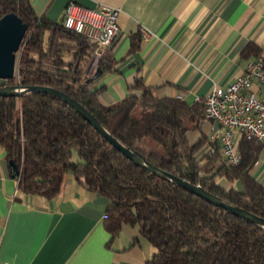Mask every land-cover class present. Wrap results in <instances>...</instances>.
<instances>
[{
  "label": "trees",
  "instance_id": "1",
  "mask_svg": "<svg viewBox=\"0 0 264 264\" xmlns=\"http://www.w3.org/2000/svg\"><path fill=\"white\" fill-rule=\"evenodd\" d=\"M11 11L27 29L18 50L16 75L0 78V85L59 89L153 164L264 217V185L251 174L262 143L241 136L239 162L227 163L217 141L203 135L191 142L187 138L204 117L202 102L156 97L140 79L131 87L141 89V94L130 93L114 104H104L101 88L89 87L92 78L86 67L93 45L87 38L39 17L29 0H0V16ZM48 27L53 35L46 48L42 32ZM69 41L75 42L77 50L66 70L61 52ZM113 42L96 60L101 72L115 64ZM137 47L132 35L129 51ZM146 140L159 148L148 147ZM206 143L210 148L201 151ZM0 147L18 170L14 173L10 166L23 194L53 198L71 173L86 189L108 198L106 229L113 236L123 225H135L155 248L145 264H264L262 228L134 164L54 95H0Z\"/></svg>",
  "mask_w": 264,
  "mask_h": 264
},
{
  "label": "crops",
  "instance_id": "2",
  "mask_svg": "<svg viewBox=\"0 0 264 264\" xmlns=\"http://www.w3.org/2000/svg\"><path fill=\"white\" fill-rule=\"evenodd\" d=\"M29 1L39 17L61 25L70 0ZM73 1L119 9L115 64L105 72L96 65L93 73H99L89 85L101 88L99 97L107 105L141 94L131 87L136 79L156 97L202 102L212 87L230 83L264 50V0ZM141 27L153 34L143 36ZM52 35L51 27L42 32L46 48ZM132 35L138 47L130 52ZM69 43L61 52L66 70L77 50L74 41ZM250 91L264 96V84L254 81ZM218 130V123L203 117L187 138L191 142L203 135L219 145ZM209 148L206 143L201 151ZM251 174L264 185V143ZM107 204L108 198L86 189L71 173L53 198L23 194L0 147V264H145L154 246L135 225H123L112 236L104 220Z\"/></svg>",
  "mask_w": 264,
  "mask_h": 264
},
{
  "label": "built area",
  "instance_id": "3",
  "mask_svg": "<svg viewBox=\"0 0 264 264\" xmlns=\"http://www.w3.org/2000/svg\"><path fill=\"white\" fill-rule=\"evenodd\" d=\"M118 12L116 7L91 8L70 0L64 7L62 25L87 38L93 45V56L98 58L114 41ZM140 30L145 37L153 34L144 27ZM254 81L264 84V50L247 62L243 73L224 87L215 85L202 100L204 118L218 123L216 139L225 161L231 165L240 160L237 136L264 143V96L250 91Z\"/></svg>",
  "mask_w": 264,
  "mask_h": 264
},
{
  "label": "water",
  "instance_id": "4",
  "mask_svg": "<svg viewBox=\"0 0 264 264\" xmlns=\"http://www.w3.org/2000/svg\"><path fill=\"white\" fill-rule=\"evenodd\" d=\"M26 29V23L23 22L15 12H7L0 16V78L9 80L16 75L17 52L25 35ZM96 60L97 58L93 56L87 67V74L91 75V78L95 77L99 73L98 70L93 73V70L96 66ZM28 93H47L65 101L77 112H79L82 117L87 120L88 123H90L102 137L109 141L126 157L131 159L134 164L139 165L142 169L167 181H170L171 183L183 189H186L190 193L202 197L209 203L223 207L226 211L235 214L238 217L243 218L264 230V217L254 214L227 199L213 194L212 192L204 189L199 184H194L189 180H186L153 164L147 160L141 152L124 144L102 122H100L98 118L88 111L79 101L67 93L49 85L21 83H6L0 85V95L3 96L20 97ZM9 164L12 166V171L17 173L18 170L13 165L12 161H9Z\"/></svg>",
  "mask_w": 264,
  "mask_h": 264
},
{
  "label": "rangeland",
  "instance_id": "5",
  "mask_svg": "<svg viewBox=\"0 0 264 264\" xmlns=\"http://www.w3.org/2000/svg\"><path fill=\"white\" fill-rule=\"evenodd\" d=\"M18 55H19V51L17 52V61H18ZM146 142H147V146L148 147L153 146V147L159 148V145L157 143L151 141V140H146ZM72 159L73 160H76L77 159V156L75 154V151H74V155H73Z\"/></svg>",
  "mask_w": 264,
  "mask_h": 264
}]
</instances>
